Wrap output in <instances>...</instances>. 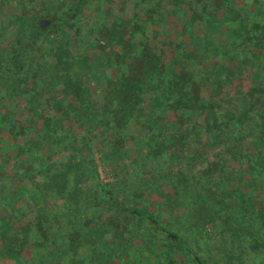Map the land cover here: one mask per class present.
<instances>
[{
  "label": "rangeland",
  "instance_id": "1",
  "mask_svg": "<svg viewBox=\"0 0 264 264\" xmlns=\"http://www.w3.org/2000/svg\"><path fill=\"white\" fill-rule=\"evenodd\" d=\"M249 11L264 19V0H0V52L5 58L0 63V264H196L191 253L179 249L176 241L147 220L144 213H155L169 224L181 242L197 251L191 223H181L185 212L179 209L180 199L174 198V188L169 187L166 179L174 184L172 176L176 174L199 190L210 185V178L218 181L225 159L222 147L205 152L206 139L212 134L208 133L212 115L209 113L204 120L201 115L206 113L201 110L207 109L203 107L176 129L170 120L176 125L182 121L181 114L176 115L181 111L180 102H174L158 115L153 109L145 113L133 111L128 123L117 121V128L107 126L109 119L104 113L96 115L99 110L95 107L106 105L99 93L86 92L81 102L68 98L64 102L69 106L61 107L58 97L63 93L51 84L43 92L32 79L33 70L31 77H20L25 75L14 59L24 58L19 50H23V44L32 43L28 34L41 30L37 32L40 41L36 46L46 64L55 59V50L53 57L49 50L51 44H58L74 57L98 48L124 54L146 47L162 58L157 62L161 66L169 62L171 50L176 48L172 40H180L178 32L183 27L196 31V26L202 24L200 19L206 18L210 34L206 45L212 55L205 65L211 70L219 66L217 73L221 76L222 69L232 64L226 51L236 52L241 47L228 43L224 21ZM194 18L199 20L193 23ZM254 24L249 26L255 27ZM261 25L260 38L264 37V22ZM134 32L135 41L126 36ZM10 40L11 47L5 45ZM257 40L251 35L244 49L251 51L248 55L250 63H254L252 70L264 75V47ZM29 50V58H33L35 49ZM120 59L107 63L113 72L119 68L117 76L123 68ZM46 66L37 72L45 82ZM158 77L153 73L149 81L157 84ZM216 79H209L202 97L208 98L212 107L227 106L226 100L239 90L238 83L221 84L224 81ZM6 80L14 83L10 85ZM138 88L139 85L135 90ZM152 90L154 97L157 91ZM37 92L40 95L34 100ZM55 104L59 108L52 110ZM86 107L90 113L95 112H84ZM72 108L81 109V113L68 110ZM254 112L258 121L254 132L242 135L251 148L247 154L252 155L253 161L241 163L239 171L247 172L243 176L244 189L257 202L264 199V185L260 183L264 173V101ZM61 117L77 136H66L69 126L58 130L60 141L49 157L30 163L35 158L32 155L39 152V144L34 142L44 130V121ZM192 121L204 124L199 128ZM188 126L192 130L188 128V140L184 144V138L179 143ZM171 131L175 133L173 140L169 139ZM125 136L128 137L123 139ZM199 137L203 143L195 147ZM65 163H76L80 168L76 183L88 191L90 199L66 198L71 187L65 189L64 181L57 175L60 164ZM232 176L222 179L227 191L242 183L241 173L236 180ZM218 193L216 184L206 192L212 198ZM231 198L225 195L223 200L229 202ZM65 202V208L60 207ZM198 218L202 224H193L195 228L207 237L220 238L217 220L206 214L190 219L195 222ZM200 256L205 264H226L224 256H209L201 251Z\"/></svg>",
  "mask_w": 264,
  "mask_h": 264
},
{
  "label": "trees",
  "instance_id": "2",
  "mask_svg": "<svg viewBox=\"0 0 264 264\" xmlns=\"http://www.w3.org/2000/svg\"><path fill=\"white\" fill-rule=\"evenodd\" d=\"M252 13L251 11L241 13L224 21L227 27L228 43L232 47L238 43L241 47L236 52L232 50L226 51H229L232 64H227L222 69L221 76L217 73L219 66L216 65L215 69L211 70L209 66L205 65V60H209L212 55L209 53L206 45L210 41L206 18L200 19L203 21L202 24L196 26V31L195 29L186 30V27H183V31L178 32L181 34L180 40H172V42L176 43V48L171 50L169 62L161 63V66H158L157 62L161 61L162 58L159 57L158 53L151 52L146 47L124 54L121 51L107 52L104 48H98L95 52L85 50L80 57H74L63 48V45L58 44H51L49 50L51 52L55 50V59L52 60L51 58L47 62V65L45 62L43 63L42 57L38 54V51L41 52V50L36 46V43L40 41V35L37 36V32L41 31L39 29L33 31L34 35L28 34L27 38L30 43L32 42L30 46L23 44V50H19V52L24 53V58L20 60L18 58L14 59L16 66H19V70L25 75L20 77L25 78L28 75V77H31L33 70L34 75L32 79L34 78V82L43 92L49 88L48 84H51L53 89L63 93V96L58 97V101L63 105L61 107L69 106L67 102H64L68 98L81 102L84 93H99L106 105H101L99 108L95 107L99 110V113L96 115L100 116V114L104 113V117L109 119L108 127L113 126L117 128V121H126L128 123L133 111L135 113H145L153 109L156 111V115H158V112L168 109L174 102L182 103L180 107L181 111L176 113V115L181 114L179 116L182 121H178L176 125V122L170 120L175 129L182 123L184 124V119L189 121L190 115L197 114L198 108L203 107L207 109L201 110L206 113L201 115L204 117V120L211 113L212 128L208 130V133L212 134L206 139L207 148H205V152L210 148L222 147L221 151L224 153L225 159H223L222 170L217 178L218 181L216 182L213 178H210V185H203L198 190L195 187L196 185L183 181L182 176L173 174L174 184L166 179L169 187L174 188L175 196L172 194L170 195L171 198L174 196V198L180 199L181 206L179 209L185 212H183L184 214L180 220L181 223L186 221L191 223L190 228L193 233L191 235L195 241L194 246L198 250H194L186 242H181L178 235L168 226L169 224H166L155 213H144L147 220L176 241L179 249L191 253L194 256L196 264H205L200 256V251L209 256H224L226 264H241L240 262L242 264L264 263V199L257 202L251 199L243 185L245 182L243 176H246L247 172L243 171L242 173L241 170L239 171L241 163L252 164L253 159L250 160L252 155L249 156L247 154V151L251 148L247 144L245 136L252 135L254 132V127L258 123L254 119V109L264 101V75L252 70L254 63H250V56L248 55L251 54V51L244 49L245 42L249 41L251 35L258 39L260 47H264V37H258L261 29H263L261 23L264 22V19L262 17L257 18ZM26 20L28 23L29 19ZM198 20V18H194L193 23ZM33 23L37 24L36 22ZM251 24H254L255 27H250L249 25ZM28 30L31 31V28L29 27ZM126 36L132 37V40L135 41V32L133 34L128 33ZM11 41L5 45L8 44L9 46ZM29 48L35 49L33 58H29ZM51 55L53 57V52ZM118 56L121 58L120 63L123 65V68L119 71L120 76H117L119 68H115L113 72V69L107 66V63L111 59H119ZM4 62L5 58L0 52V63ZM103 63L106 66H103ZM44 66L48 70L46 74L48 76L47 82L40 79L39 75H37L38 69ZM8 72H10V68ZM153 73L160 76L157 78V81H159L157 84H152L149 81V77ZM212 77L217 78L216 82L223 80L224 82H221V84H229L234 81L238 83L239 90L234 96L226 100L225 105L227 106L217 105L212 107L209 105V99L202 97V93L207 87L209 79ZM6 81L10 85L14 83ZM138 85L139 88L136 91L135 89ZM152 89L157 91L154 97H151L153 94ZM35 94L37 97L34 100H37L40 92ZM87 107L83 108L84 112H88L89 114L95 112L91 110L90 113ZM51 108L52 110L58 109L59 105L55 104ZM68 110L74 114L76 112L81 113V109L79 111L75 108ZM62 118L44 121V130L41 129L38 133V138H35L36 142H34V144H39V152L32 155V158H35L30 163L42 162L49 157L54 147L59 144L60 138L57 137V131L69 126L61 121ZM197 123H194V126L197 125L199 128L204 124ZM188 128L189 126L183 131L186 135L180 137L179 143L184 138L182 143L185 144L188 140V132L192 131L190 128L188 131ZM243 133L245 136H242ZM173 134L175 133L171 131L169 139L173 140L175 138ZM200 134L198 133V135ZM66 136L69 138L77 136L71 126H69ZM127 137L125 136L123 139ZM198 140L199 142L196 141L195 147L203 143L200 137ZM32 146L34 147L35 145L32 144ZM198 150V148H195V153H198ZM60 169L57 175L61 177V181H64L63 185L65 189H68L69 186L71 187V190L66 192V198L70 197V199L75 198L76 200L83 198L90 199L88 191L76 183L79 182L77 173L80 170L76 163L75 166L73 164L68 165L67 163L60 164ZM238 172L242 174L240 179L241 185L239 184V186L229 191L225 190L223 185L224 180L222 181V179L231 174L234 180H236L240 177L237 176ZM197 174L202 176L200 172ZM262 175L263 182L260 181V183L264 185V173ZM251 182L255 183V178H252ZM213 184L217 185L219 191L218 194L214 195V198L206 194L207 191L210 192L211 185ZM255 186L257 185L255 184ZM39 191L44 192L45 190L40 189ZM254 191L253 189L252 192ZM225 195L233 198L229 202H224L223 198ZM217 199L219 200L216 201ZM66 204V202L62 203L60 207L65 208ZM205 214L219 222L221 229L220 238L207 237L205 233L194 227L201 220L198 218L197 222H194L190 218L195 215L203 216ZM14 217L15 215L12 218Z\"/></svg>",
  "mask_w": 264,
  "mask_h": 264
}]
</instances>
